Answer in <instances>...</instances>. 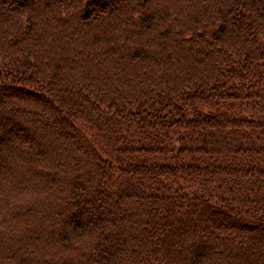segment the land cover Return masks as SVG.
<instances>
[{
    "label": "trees",
    "instance_id": "16d2710c",
    "mask_svg": "<svg viewBox=\"0 0 264 264\" xmlns=\"http://www.w3.org/2000/svg\"><path fill=\"white\" fill-rule=\"evenodd\" d=\"M0 264H264V0H0Z\"/></svg>",
    "mask_w": 264,
    "mask_h": 264
}]
</instances>
